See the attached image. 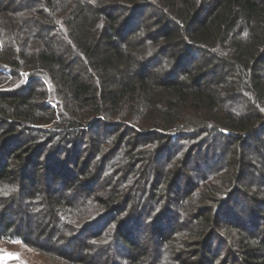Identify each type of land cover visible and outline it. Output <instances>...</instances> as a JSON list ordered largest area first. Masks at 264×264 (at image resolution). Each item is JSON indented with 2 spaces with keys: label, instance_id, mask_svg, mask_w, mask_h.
Masks as SVG:
<instances>
[{
  "label": "trees",
  "instance_id": "trees-1",
  "mask_svg": "<svg viewBox=\"0 0 264 264\" xmlns=\"http://www.w3.org/2000/svg\"><path fill=\"white\" fill-rule=\"evenodd\" d=\"M10 209L50 264H264V0H0Z\"/></svg>",
  "mask_w": 264,
  "mask_h": 264
},
{
  "label": "rangeland",
  "instance_id": "rangeland-1",
  "mask_svg": "<svg viewBox=\"0 0 264 264\" xmlns=\"http://www.w3.org/2000/svg\"><path fill=\"white\" fill-rule=\"evenodd\" d=\"M219 144H220V142H216V143L212 144L210 147H216ZM199 161H200V159H199ZM200 163H202V162H200ZM203 167H204V165H203ZM205 167L203 169H207ZM109 181H111L110 178L107 179L106 176H104V179L101 181L102 186H104L105 188L109 187ZM182 183H183V185H185V181H182ZM72 193L76 194L75 196H78V197H81L83 194L82 192H79L78 190L76 191V189H74L71 192V194ZM69 196L67 194L68 198H69ZM15 209H17V208H15ZM8 211H9V213L6 212L4 214H1L0 218L4 219V217H6V218L11 217L10 213L14 210L10 209ZM241 216L243 218H245L244 217L245 214L242 213ZM13 218L15 219V222H16L15 226L16 227L18 225H19V227H21V225L27 224V220L20 217V214H14ZM34 219L39 224H42L46 221V219L43 220L42 217H40V218L35 217ZM119 220H121L120 217H119L118 221ZM113 224L114 223L109 224V227H112ZM0 231H1V226H0ZM229 237L234 238V240H237L239 238L238 234L236 232H233V231H229ZM33 238H36L35 234H32L30 236L31 241H33ZM38 238H39V236H38ZM44 239H45L44 237H40L41 242ZM46 250H47L46 248L35 249V248L31 247V245H27L26 243H23V242L19 241L18 239L11 240V239L3 238L0 236V264H50L47 261ZM151 258H152V256H151ZM184 259L188 260L191 258H189L187 256ZM108 260L109 259H107V257L105 258V256L101 257L102 263H107ZM147 262H148V260H147ZM209 264H212V263H209Z\"/></svg>",
  "mask_w": 264,
  "mask_h": 264
}]
</instances>
